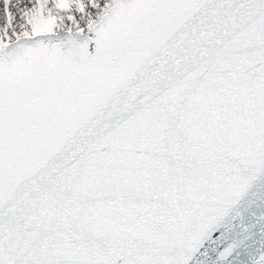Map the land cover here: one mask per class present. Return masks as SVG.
<instances>
[{
  "label": "snow or ice",
  "instance_id": "snow-or-ice-1",
  "mask_svg": "<svg viewBox=\"0 0 264 264\" xmlns=\"http://www.w3.org/2000/svg\"><path fill=\"white\" fill-rule=\"evenodd\" d=\"M0 264H264V0H0Z\"/></svg>",
  "mask_w": 264,
  "mask_h": 264
}]
</instances>
